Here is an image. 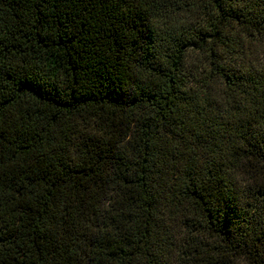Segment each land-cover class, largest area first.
Here are the masks:
<instances>
[{
    "label": "trees",
    "instance_id": "obj_1",
    "mask_svg": "<svg viewBox=\"0 0 264 264\" xmlns=\"http://www.w3.org/2000/svg\"><path fill=\"white\" fill-rule=\"evenodd\" d=\"M0 264H264V0H0Z\"/></svg>",
    "mask_w": 264,
    "mask_h": 264
}]
</instances>
